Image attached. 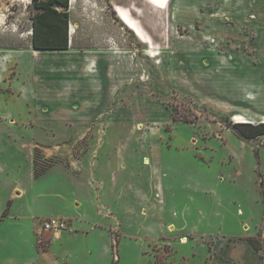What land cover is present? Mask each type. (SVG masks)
<instances>
[{
  "label": "rangeland",
  "instance_id": "rangeland-1",
  "mask_svg": "<svg viewBox=\"0 0 264 264\" xmlns=\"http://www.w3.org/2000/svg\"><path fill=\"white\" fill-rule=\"evenodd\" d=\"M69 2L64 52L31 47L33 0H0V253L59 215L112 264H206L253 231L264 264V134L234 127L264 122V0Z\"/></svg>",
  "mask_w": 264,
  "mask_h": 264
},
{
  "label": "crops",
  "instance_id": "crops-1",
  "mask_svg": "<svg viewBox=\"0 0 264 264\" xmlns=\"http://www.w3.org/2000/svg\"><path fill=\"white\" fill-rule=\"evenodd\" d=\"M112 5L114 9L117 4L113 3ZM72 7V2H69L66 9L68 15ZM121 8L123 12L119 13L120 17L123 14V16L131 19L129 9ZM57 9L62 10L63 7H57ZM77 49L69 45L67 49H64V52ZM83 50L92 52L93 49L84 47ZM87 56L91 57V54L86 55V58ZM88 62L90 61L85 62L86 68L89 65ZM78 222L80 227L84 229L83 231L75 230L57 236L43 233V238L48 239L46 247L37 245V251L27 256L0 253V264H112L114 260L112 239L104 234V229L89 221ZM254 233L253 231L242 237L213 236L206 250L208 256L206 264H263L260 252L255 250L246 239L248 236H253Z\"/></svg>",
  "mask_w": 264,
  "mask_h": 264
},
{
  "label": "trees",
  "instance_id": "trees-1",
  "mask_svg": "<svg viewBox=\"0 0 264 264\" xmlns=\"http://www.w3.org/2000/svg\"><path fill=\"white\" fill-rule=\"evenodd\" d=\"M37 12L32 18L31 47L35 50H64L68 48V0H33ZM62 6V10L57 7ZM174 119V118H173ZM238 134L245 139H251L264 134V122L234 124ZM34 176L40 175L45 168L36 167ZM9 204V201H8ZM8 204L2 210L0 221L8 213ZM247 241L257 251L262 248L261 242L254 236H248Z\"/></svg>",
  "mask_w": 264,
  "mask_h": 264
},
{
  "label": "built area",
  "instance_id": "built-area-1",
  "mask_svg": "<svg viewBox=\"0 0 264 264\" xmlns=\"http://www.w3.org/2000/svg\"><path fill=\"white\" fill-rule=\"evenodd\" d=\"M115 9V8H114ZM116 13L118 12L115 9ZM40 232L48 233L51 236H57L62 234L63 232H72L75 230V226L71 223V220L64 216L59 215H51L44 218L42 221ZM117 254L113 256L116 258Z\"/></svg>",
  "mask_w": 264,
  "mask_h": 264
},
{
  "label": "bare ground",
  "instance_id": "bare-ground-1",
  "mask_svg": "<svg viewBox=\"0 0 264 264\" xmlns=\"http://www.w3.org/2000/svg\"><path fill=\"white\" fill-rule=\"evenodd\" d=\"M120 18H121L124 22H126L128 25L132 26L137 32L139 31V30L137 29L136 25L134 24V21H133V20L129 19L127 16H123V14H121V17H120ZM139 33H141V32H139ZM240 121H244V120L241 119ZM145 159H146L145 162H147V161H148L147 158H145Z\"/></svg>",
  "mask_w": 264,
  "mask_h": 264
}]
</instances>
